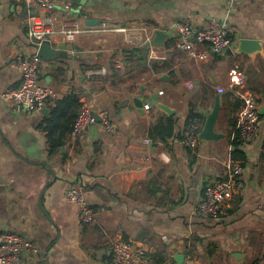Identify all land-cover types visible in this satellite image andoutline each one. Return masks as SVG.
Segmentation results:
<instances>
[{"label": "crops", "instance_id": "1", "mask_svg": "<svg viewBox=\"0 0 264 264\" xmlns=\"http://www.w3.org/2000/svg\"><path fill=\"white\" fill-rule=\"evenodd\" d=\"M54 3L53 24L91 30L66 43L56 61L41 60V83L59 97L74 90L85 105L106 110L116 131L96 123L50 153L42 127L51 111L16 110L0 96V234L20 235L38 250L24 252L20 264H112L118 239L144 245L153 264H264V0H86L81 14L77 3ZM39 13L24 0H0V93L21 84L14 60L37 53L28 22ZM89 20L98 24L87 26ZM212 20L226 27L231 49L248 39L260 50L195 61L176 49V22L202 29ZM103 21L144 28L151 39L155 30L172 35L145 51L144 38L134 46L124 33L96 32ZM61 40L49 43L59 49ZM236 65L258 100L259 131L249 142L237 130ZM100 68L105 75L85 74ZM218 95L215 139H203ZM191 114L201 118L195 150L181 142ZM169 118L174 135L145 144L152 127ZM231 162L243 167L242 190L224 203L220 218L199 217L205 189L225 178ZM71 186L83 189L93 223L83 224L78 206L66 200ZM181 254L178 263L174 256Z\"/></svg>", "mask_w": 264, "mask_h": 264}, {"label": "built area", "instance_id": "2", "mask_svg": "<svg viewBox=\"0 0 264 264\" xmlns=\"http://www.w3.org/2000/svg\"><path fill=\"white\" fill-rule=\"evenodd\" d=\"M27 6H35L39 9V15L35 14L28 22V36L35 47H39L43 42H49L52 37L64 39L65 43H73L79 34L90 32L89 27H83L78 23L64 24L57 26L48 17V12L54 8V0H24ZM177 50L185 52L195 61H206L212 55H221L227 48L231 47L232 39L226 27L217 20H212L209 25L202 29H194L186 22H176ZM96 32L101 33H124L128 36L127 42L134 46L144 38L141 44L151 41V35L143 29H125L118 26L101 22ZM135 41V42H134ZM134 42V43H133ZM126 57L129 53H126ZM41 59L35 53L30 57H17L14 66L21 74V84L17 88H7L0 93L4 102L13 109L24 110L27 113L38 112L48 104H54L59 98L57 92L41 83L39 67ZM117 72L121 65L115 66ZM106 68L86 71L87 76L105 75ZM235 85L240 96L242 107L237 115V130L240 138L249 142L253 140L259 131V113L257 107V97L255 93L245 89V78L239 70V66L234 67ZM189 87H193L189 84ZM219 93L223 89L217 90ZM161 93V92H160ZM148 110L150 106H144ZM97 115L100 124L105 132L114 134L115 123L111 120L106 110H94L92 106L85 105L76 117L71 134L77 135L91 125H95ZM201 120L199 118H189L182 134L181 142L189 149L195 150L199 143V130ZM152 140L145 139V144H150ZM243 167L236 162H231L226 167L225 178L209 185L203 194V198L196 206V215L203 218L218 219L223 214L224 203L235 193L242 190L243 183L241 175ZM65 198L68 202L78 206L83 224H91L94 221V211L85 199L83 189L78 186H71L66 190ZM24 252L37 253L34 244L25 240L15 233L0 234V264H20ZM112 264H153L147 254L144 245H134L121 239L112 244Z\"/></svg>", "mask_w": 264, "mask_h": 264}, {"label": "trees", "instance_id": "3", "mask_svg": "<svg viewBox=\"0 0 264 264\" xmlns=\"http://www.w3.org/2000/svg\"><path fill=\"white\" fill-rule=\"evenodd\" d=\"M140 52H142L141 49ZM53 105L42 127V132L48 141L50 153L56 152L64 145L66 137L72 132V127L79 111L85 106L80 94L74 90L59 97ZM233 105L235 108L240 109L242 102L241 100H234ZM196 117L201 120L197 114H191L189 118L193 119ZM174 127L175 121L172 118L159 120L152 127L149 139L156 143L165 142L174 135ZM233 155L241 156L237 151H234Z\"/></svg>", "mask_w": 264, "mask_h": 264}, {"label": "water", "instance_id": "4", "mask_svg": "<svg viewBox=\"0 0 264 264\" xmlns=\"http://www.w3.org/2000/svg\"><path fill=\"white\" fill-rule=\"evenodd\" d=\"M58 1H67V2H72V3H77L80 5V9L75 13V14H81V8L84 6L86 0H58ZM60 11L62 13H65L66 10L64 8H60ZM70 16H72V13H70ZM85 24L87 26H95L98 24V20H89L86 21ZM172 35L171 32H164L163 30H155L153 32V38L149 43H147L143 49L145 51H149L153 47H160L163 45V42L169 38V36ZM66 48V43L65 40H61V46L59 49H54L49 42H43L40 44V46L37 49V55L40 57L41 60L49 63V62H54L58 58H61V53L60 51H65ZM233 49V50H232ZM227 48L223 54L227 55V53H230V56L236 55V54H248L252 55L253 52L259 49V42L253 41V40H248V39H240L237 41L236 45L234 48ZM139 100L135 101V104L139 107L141 106V102H138ZM162 107V106H161ZM219 95L217 96L216 99V105L214 106L213 110L211 113L207 116L206 121L204 123V127L201 133V137L203 139L207 140H212L215 139V134L213 133V127L215 125V122L218 118L219 115ZM168 114L170 112L169 109L162 107ZM52 109V104H48L46 107L43 108V113L48 114L49 110ZM264 114V113H263ZM96 118V122L100 123V119L98 116L95 114L94 115ZM184 258V255H176L174 256V259L178 263H182Z\"/></svg>", "mask_w": 264, "mask_h": 264}]
</instances>
